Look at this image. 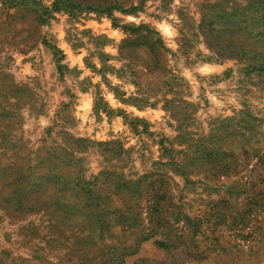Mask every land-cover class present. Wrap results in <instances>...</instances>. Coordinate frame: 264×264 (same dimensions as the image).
<instances>
[{
	"label": "rangeland",
	"instance_id": "rangeland-1",
	"mask_svg": "<svg viewBox=\"0 0 264 264\" xmlns=\"http://www.w3.org/2000/svg\"><path fill=\"white\" fill-rule=\"evenodd\" d=\"M0 264H264V0H0Z\"/></svg>",
	"mask_w": 264,
	"mask_h": 264
}]
</instances>
